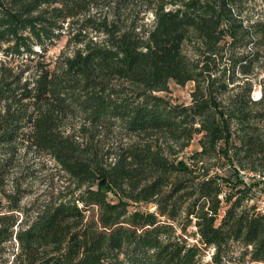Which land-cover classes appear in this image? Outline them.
<instances>
[{"label": "trees", "instance_id": "obj_1", "mask_svg": "<svg viewBox=\"0 0 264 264\" xmlns=\"http://www.w3.org/2000/svg\"><path fill=\"white\" fill-rule=\"evenodd\" d=\"M263 177L264 0H0V264H264Z\"/></svg>", "mask_w": 264, "mask_h": 264}, {"label": "rangeland", "instance_id": "obj_2", "mask_svg": "<svg viewBox=\"0 0 264 264\" xmlns=\"http://www.w3.org/2000/svg\"><path fill=\"white\" fill-rule=\"evenodd\" d=\"M67 41L68 39L64 37L59 42H57L56 45L52 46L47 53V58L54 60L58 56H60L63 52H65L66 54H71L72 49H74L76 46L71 44L70 47L69 46L67 47ZM193 89H194L193 84H188L186 86L172 84L170 87V91L167 93H163L162 95L166 97L168 100H170L172 103L180 104V105H189L191 103V98H192L191 93ZM257 93L258 91L254 94L255 98H258ZM195 147H196V143H194L191 149H194ZM244 176L246 177V180L249 183H252L253 180H251L248 175H244ZM258 188L264 192V180H261L260 186ZM262 205L264 206V197H263Z\"/></svg>", "mask_w": 264, "mask_h": 264}, {"label": "bare ground", "instance_id": "obj_3", "mask_svg": "<svg viewBox=\"0 0 264 264\" xmlns=\"http://www.w3.org/2000/svg\"><path fill=\"white\" fill-rule=\"evenodd\" d=\"M257 97H258V98L260 97V92L257 93Z\"/></svg>", "mask_w": 264, "mask_h": 264}, {"label": "built area", "instance_id": "obj_4", "mask_svg": "<svg viewBox=\"0 0 264 264\" xmlns=\"http://www.w3.org/2000/svg\"><path fill=\"white\" fill-rule=\"evenodd\" d=\"M258 177H260V176H258ZM264 178V177H263Z\"/></svg>", "mask_w": 264, "mask_h": 264}]
</instances>
